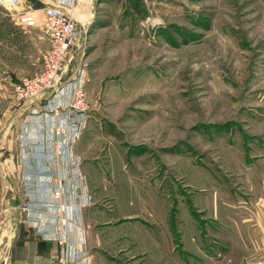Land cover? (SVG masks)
<instances>
[{"label": "rangeland", "instance_id": "374dc122", "mask_svg": "<svg viewBox=\"0 0 264 264\" xmlns=\"http://www.w3.org/2000/svg\"><path fill=\"white\" fill-rule=\"evenodd\" d=\"M17 1L19 13L38 9ZM80 2L69 58L84 75L88 106L74 147L88 207L137 202L155 245L149 254L119 251L108 233L102 255L107 264H218L215 236L223 231L224 245L230 232L222 203L249 201L250 185L264 180V0ZM47 49L25 16L0 7V264L30 233L8 202L32 116L14 88L40 74ZM253 211L247 204L241 212ZM246 255L256 264L253 251Z\"/></svg>", "mask_w": 264, "mask_h": 264}, {"label": "built area", "instance_id": "2783aa9c", "mask_svg": "<svg viewBox=\"0 0 264 264\" xmlns=\"http://www.w3.org/2000/svg\"><path fill=\"white\" fill-rule=\"evenodd\" d=\"M79 1L55 0L19 13L17 0H0V7L25 16L31 27L38 28L40 39L48 45L40 74L24 78L14 95L31 107L32 115L21 133L20 224L41 241L57 246L52 264H86L87 258L72 239L83 226V210L91 204L74 154L88 120L84 75L70 64L67 67L78 36Z\"/></svg>", "mask_w": 264, "mask_h": 264}, {"label": "crops", "instance_id": "0c3cea01", "mask_svg": "<svg viewBox=\"0 0 264 264\" xmlns=\"http://www.w3.org/2000/svg\"><path fill=\"white\" fill-rule=\"evenodd\" d=\"M25 108L30 109L31 107L26 106ZM250 187L253 188V191L249 201L246 198L243 200L245 202L237 200L235 203H222L224 205L222 207L227 209V212L224 213L226 217L222 216L227 220V225L223 224L222 228L226 229V231L230 230V232L226 243H222L224 245L220 243V234L223 231H219L218 236H215V239L219 240L218 247H216L218 264H250V258L246 255L249 251H253L256 254V264H264V180L254 183ZM10 188L11 194L14 197H9L8 202L11 207L18 208L17 201L21 198V194L18 196L15 193L20 190V183L19 187L16 186L13 188L11 186ZM213 198L212 220L216 221V219L220 218V213L218 212L219 197L217 198L215 195ZM247 204H251L254 208L251 215L241 212ZM113 206L115 207L114 210H108V208L100 209L95 204L86 207L82 212L83 226L77 233L72 235V239L74 245L87 254L86 264L109 263L107 262L109 261L107 255H102L104 247L108 248L109 245L107 239L108 233H114V240H116L115 246L119 251H123L124 248H128V251L134 253L149 254L155 251V245L150 246L151 244H149L148 227L144 222H141L146 221V219L139 217L143 211L142 205L137 202L134 204L119 200L118 202H114ZM20 217L22 219L21 213ZM99 222L104 223L108 227L105 232H102V230L99 232L93 227ZM27 232L30 233L19 234L17 236L14 245L8 252L9 254L5 255L7 259L9 258L10 263L52 264L50 258L52 253L57 252V246L41 241L28 229ZM128 235L135 241L132 246H128L126 243ZM232 251L237 252L238 256H232ZM226 254L227 256H225ZM161 264L163 263L161 262Z\"/></svg>", "mask_w": 264, "mask_h": 264}, {"label": "trees", "instance_id": "16d2710c", "mask_svg": "<svg viewBox=\"0 0 264 264\" xmlns=\"http://www.w3.org/2000/svg\"><path fill=\"white\" fill-rule=\"evenodd\" d=\"M29 2H31L32 4H33V6L34 7H36V8H39V7H41L42 6V4L41 3H38V2H36V0H28Z\"/></svg>", "mask_w": 264, "mask_h": 264}, {"label": "bare ground", "instance_id": "6f19581e", "mask_svg": "<svg viewBox=\"0 0 264 264\" xmlns=\"http://www.w3.org/2000/svg\"><path fill=\"white\" fill-rule=\"evenodd\" d=\"M82 2H83V0H81V4H82ZM158 24V22L157 21H155V20H153L152 21V25H157ZM71 60H72V57H70L69 58V61L67 62V67L69 66V64H70V62H71ZM4 260H5V258H3Z\"/></svg>", "mask_w": 264, "mask_h": 264}, {"label": "water", "instance_id": "95a60500", "mask_svg": "<svg viewBox=\"0 0 264 264\" xmlns=\"http://www.w3.org/2000/svg\"><path fill=\"white\" fill-rule=\"evenodd\" d=\"M4 264H11L10 261H6Z\"/></svg>", "mask_w": 264, "mask_h": 264}]
</instances>
